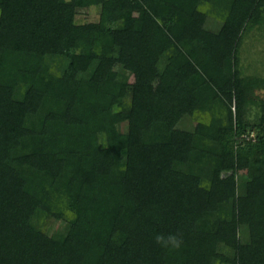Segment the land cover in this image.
<instances>
[{
	"label": "trees",
	"instance_id": "1",
	"mask_svg": "<svg viewBox=\"0 0 264 264\" xmlns=\"http://www.w3.org/2000/svg\"><path fill=\"white\" fill-rule=\"evenodd\" d=\"M259 24L264 0H0V264H264Z\"/></svg>",
	"mask_w": 264,
	"mask_h": 264
},
{
	"label": "rangeland",
	"instance_id": "2",
	"mask_svg": "<svg viewBox=\"0 0 264 264\" xmlns=\"http://www.w3.org/2000/svg\"><path fill=\"white\" fill-rule=\"evenodd\" d=\"M99 11V6H91L87 9L80 10L76 18L81 22L96 21L99 17ZM260 26V24L257 25L255 30L252 29L244 35L238 50V58L243 76L249 77L250 79L248 80H253L254 82L253 92L256 93L254 96L255 101L258 98L261 102L264 101V24ZM120 79L127 83H132L134 81V75L130 73H121ZM259 101L257 100L256 102L258 105H253V107L249 109L250 111L248 110L246 112L247 121L248 119L253 121L264 114V104L262 106V103ZM193 122L194 120L186 118L182 120V125L189 127ZM252 135H255V132ZM64 225L65 223L62 219L58 220L50 217L45 219L41 228L47 234H51L63 230L65 227Z\"/></svg>",
	"mask_w": 264,
	"mask_h": 264
},
{
	"label": "clouds",
	"instance_id": "3",
	"mask_svg": "<svg viewBox=\"0 0 264 264\" xmlns=\"http://www.w3.org/2000/svg\"><path fill=\"white\" fill-rule=\"evenodd\" d=\"M155 242L165 249L178 250L182 247L184 241L180 233H158L154 237Z\"/></svg>",
	"mask_w": 264,
	"mask_h": 264
}]
</instances>
